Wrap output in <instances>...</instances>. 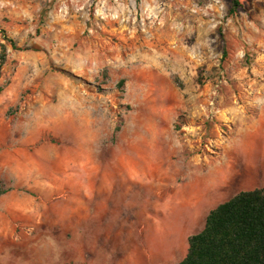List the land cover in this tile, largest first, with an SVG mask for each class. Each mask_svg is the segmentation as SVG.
Listing matches in <instances>:
<instances>
[{"label":"rangeland","instance_id":"rangeland-1","mask_svg":"<svg viewBox=\"0 0 264 264\" xmlns=\"http://www.w3.org/2000/svg\"><path fill=\"white\" fill-rule=\"evenodd\" d=\"M229 4L0 0V264H176L213 175L264 169V0ZM84 171L117 217L75 230L52 204Z\"/></svg>","mask_w":264,"mask_h":264},{"label":"trees","instance_id":"trees-1","mask_svg":"<svg viewBox=\"0 0 264 264\" xmlns=\"http://www.w3.org/2000/svg\"><path fill=\"white\" fill-rule=\"evenodd\" d=\"M241 6L242 0H230L228 14ZM6 39L19 49L14 40ZM6 57L2 43L0 72ZM9 191L0 181V196ZM176 264H264V186L240 191L211 209L203 228L188 236L186 253Z\"/></svg>","mask_w":264,"mask_h":264},{"label":"crops","instance_id":"crops-1","mask_svg":"<svg viewBox=\"0 0 264 264\" xmlns=\"http://www.w3.org/2000/svg\"><path fill=\"white\" fill-rule=\"evenodd\" d=\"M262 158H264V156ZM242 162L244 166L241 168L239 167V169L230 171V168H227V172L221 171V173L213 175V180L216 182V184L212 187L213 192L202 195V200H199L200 202L198 201L200 203L198 210H201L204 218L211 209L235 195H232V193L227 191L232 183L237 186L239 182V189H237L239 192L261 188L264 186V183H262L264 182V169L261 168V164L260 166L256 165V163L254 165L250 157L247 155H242ZM145 170L146 171L142 172L144 175L153 172L154 165L152 164L147 166ZM138 172L139 171H137V173ZM78 175L80 174H77L75 178H83L84 181H78L77 183L74 182L71 184L72 188L69 189H71L70 194L73 196V199L68 201V203L65 205L52 204V211L57 216L60 225L65 223L64 218H66V224L75 228V230H78L80 227L88 228L91 226H100L102 223L104 224V220L108 217L110 219H116L117 212L115 210L112 213L113 215H107V188L102 186L103 183L101 181L99 184L95 182L97 179L96 173L84 171L80 176ZM244 177L245 179H243ZM98 178L101 180L100 176ZM239 178L240 180H238ZM242 180H244V182L240 183ZM183 183L177 188L178 192L183 189ZM97 184L98 186H96ZM74 236L75 237L72 238V240L67 242L69 245H73L75 240H81V236ZM81 249H84L83 243L79 250ZM160 253L159 255H156L155 253L156 259L160 258L161 256V258L169 260L175 254V252H166L165 250H162ZM155 255L152 259H150L149 264H158V260L154 262V260H156ZM130 258L132 259L130 264H134V255H132ZM83 259V256L77 257L79 262H82Z\"/></svg>","mask_w":264,"mask_h":264}]
</instances>
